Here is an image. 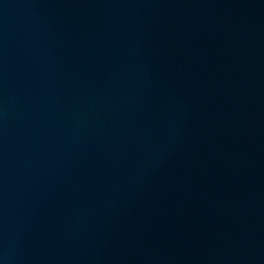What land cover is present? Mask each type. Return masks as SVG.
<instances>
[{"label": "water", "instance_id": "water-1", "mask_svg": "<svg viewBox=\"0 0 264 264\" xmlns=\"http://www.w3.org/2000/svg\"><path fill=\"white\" fill-rule=\"evenodd\" d=\"M0 264H264V0H0Z\"/></svg>", "mask_w": 264, "mask_h": 264}]
</instances>
